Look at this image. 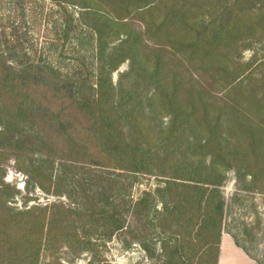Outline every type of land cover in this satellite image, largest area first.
<instances>
[{"label":"trees","instance_id":"16d2710c","mask_svg":"<svg viewBox=\"0 0 264 264\" xmlns=\"http://www.w3.org/2000/svg\"><path fill=\"white\" fill-rule=\"evenodd\" d=\"M43 1L27 0L35 15L42 14ZM49 1L63 15L54 26L65 38L73 22L66 5L79 8L78 32L71 37L79 46L87 40L90 57L87 62L75 57L64 71L40 58L13 66L10 34L1 29L0 152L7 150L25 174V186L54 196L66 193L87 219L107 218L111 231L135 228L110 212L108 201L120 194L108 190L127 186L126 177H154V193L143 191L127 206L131 214L144 209L157 216L162 262L216 264L226 172L243 182L241 189L264 194V54L242 57L264 39V5L260 0ZM199 10L203 16L196 21ZM138 15L148 21L136 30L126 28ZM5 23L9 27L8 19ZM177 30L188 34L186 42L174 44ZM148 36L164 40L150 42ZM20 39L36 52V41ZM113 40L118 41L110 46ZM44 41L52 52L56 40ZM180 53L203 71V83L177 69L172 57ZM123 61L127 69L112 82L110 73ZM2 161L0 264H36L50 249L47 243L57 239L43 231L57 221L52 229L60 231V212L7 204L18 190L2 180ZM182 242L190 245V255L181 251Z\"/></svg>","mask_w":264,"mask_h":264},{"label":"rangeland","instance_id":"374dc122","mask_svg":"<svg viewBox=\"0 0 264 264\" xmlns=\"http://www.w3.org/2000/svg\"><path fill=\"white\" fill-rule=\"evenodd\" d=\"M20 1H22V4H20ZM43 2L42 14L35 15L34 10L31 11V6L27 0H0V16L5 17V19H0V31L3 29L10 34L12 48L9 52L12 65L19 66V62L22 60L26 62L32 58H40L49 60L54 66H58L61 71H64L71 67L74 62H77L74 60L75 57H83L84 61L87 62L90 57V44L84 39L86 42L79 46L77 41L71 37L75 31L78 32V27H74V23H77L79 8L72 4L66 5L67 11L71 12L73 16V22L71 23V30L65 38L63 33L56 30V26H54V20L56 18L60 19L63 15L55 11L56 7L50 3L51 1L45 0ZM259 2L264 5V0ZM22 5L26 7L24 10L21 8ZM35 5L40 6L41 3H35ZM202 13L203 11L199 10L197 14H194L196 21L201 19ZM135 18L137 20L129 22L126 28L136 30L138 24L142 25L148 21L145 16L138 15ZM7 19L9 20V27L5 26ZM175 33V36H173L175 39L174 44L187 41L188 34L186 35L184 31L177 30ZM16 36L19 37L14 39ZM21 36L28 41L37 42L35 45L36 52L30 49L28 42H21ZM44 38L56 40L55 49L52 52L45 49L46 42ZM148 38L150 42L156 43L164 40L163 37L148 36ZM117 41L113 40L109 45H114ZM251 48L242 52L243 59H248L253 53L256 58L260 59L264 54V39L253 44ZM172 58V62L176 65L180 64L177 69L182 74L186 73L183 69H187L191 75L196 77V80L203 83V71L189 66L190 58L188 56L184 57L180 53V55ZM126 69L127 61L121 62L110 73L111 81L115 82L118 74ZM161 120L164 124L168 117L163 116ZM6 153L7 150L0 152V160L4 156L6 157V160H1L3 167L2 180L18 190L8 199L7 204L16 209L33 206L35 207L32 210L34 213L40 212L37 209L44 205L47 206L45 212L52 210V213L56 215H58L57 212H60L58 218L60 231L57 232L52 229L56 227L58 221L52 222V225L49 226L50 230L45 225L43 231L44 233L47 232L49 236H56L57 239L51 242L52 245L47 243L50 249L40 253L36 264H164L159 245L161 236L158 234L160 228L157 223V216L152 212L145 215L144 209H141L136 215L131 214L127 206L136 200L143 191L154 193L153 190L157 183L154 177H136L134 180L131 177H126L123 178V184L127 183V186L118 185L117 188L108 190V192L120 194L113 201H108L110 204L107 207L110 208V212L121 214L122 219L124 218L129 226L135 228L132 233L127 232L124 227L111 231L107 218L94 214L97 219L92 217L93 215L87 219L84 217L83 211L74 204L73 197H66L64 195L66 193L54 196L42 192L34 184L30 183L25 186V174L17 171L13 158L7 157ZM242 185L243 182L235 178L232 170L226 172V177L220 186L226 212L224 232L230 236L232 234L236 242L250 256L264 264V194L241 189ZM51 203L60 204L62 208L49 206ZM155 207H159L157 202ZM74 232L75 234L72 236ZM174 237L176 239L177 236ZM187 239L188 237L184 235L183 241ZM170 240L173 242L174 238L171 237ZM44 244L46 246V242ZM182 246L181 251L183 254L185 256L190 255V245L186 246L182 242Z\"/></svg>","mask_w":264,"mask_h":264},{"label":"crops","instance_id":"0c3cea01","mask_svg":"<svg viewBox=\"0 0 264 264\" xmlns=\"http://www.w3.org/2000/svg\"><path fill=\"white\" fill-rule=\"evenodd\" d=\"M216 264H257V262L236 245L228 233L222 231L219 237Z\"/></svg>","mask_w":264,"mask_h":264}]
</instances>
